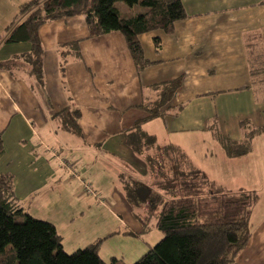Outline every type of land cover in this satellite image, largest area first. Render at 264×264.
I'll list each match as a JSON object with an SVG mask.
<instances>
[{
	"label": "crops",
	"instance_id": "1",
	"mask_svg": "<svg viewBox=\"0 0 264 264\" xmlns=\"http://www.w3.org/2000/svg\"><path fill=\"white\" fill-rule=\"evenodd\" d=\"M30 1L0 0V63H19L12 71L0 69V175L12 177L16 204L26 212L22 201L27 199L24 203L31 207L37 200L58 209L68 224L80 220L86 227L82 219L91 220L100 212V197L109 198L113 207L127 203L119 175L144 181L146 170L142 158L125 145V137L146 116L144 108L164 94L165 85L179 79L166 109L140 129L158 145L189 155L190 166L199 168L217 188L258 195L250 238L231 264H264V0H181L186 18L174 23L172 33L138 36L148 62L139 71L119 32L90 38L83 15L48 21L38 30L42 88L21 61L30 45L2 43L20 7ZM116 9L121 16L124 10ZM154 39L159 40L158 50ZM72 42L78 44V58L68 47ZM252 68L259 69L258 74H252ZM113 99L119 102L116 108L110 104ZM70 103L80 113V137L62 130L53 117ZM109 113L113 119L108 125L114 124V130L104 126ZM7 134L13 137L9 148ZM248 136L250 150L243 155L229 157L220 144V139L244 144ZM63 148L69 158L58 157ZM85 180L93 194L82 191ZM127 205L135 217L137 208ZM139 229L131 232L144 233L143 225ZM104 238L74 244L73 252ZM139 239H129L134 255L141 253L136 260L150 248ZM111 259L126 264L116 256Z\"/></svg>",
	"mask_w": 264,
	"mask_h": 264
},
{
	"label": "trees",
	"instance_id": "2",
	"mask_svg": "<svg viewBox=\"0 0 264 264\" xmlns=\"http://www.w3.org/2000/svg\"><path fill=\"white\" fill-rule=\"evenodd\" d=\"M118 2L128 8L138 6L145 12L122 18L115 7ZM77 15L85 17L90 38L119 32L138 71L148 65L143 59L138 36L152 31L170 34L174 23L186 18L181 0H31L20 7L16 19L6 28L2 43L30 45V51L23 55L21 61L29 68V74L39 88L43 87L40 26ZM154 44L158 50L159 40L154 39ZM68 47L77 58L80 56L77 42L68 44ZM64 63L63 59L62 65ZM14 64L19 65L14 61L0 63V69L12 71ZM63 70L61 66V72ZM257 71L259 69L252 68L251 72L258 74ZM165 86L160 102L167 104L171 94L180 86V80ZM144 110L146 116L137 121L126 135L125 145L134 156L142 158L146 178L142 181L120 174L119 181L130 207L142 210L141 214L135 213V217L144 227L147 222L155 220V228L161 238L133 264L233 263L250 238V216L258 195L217 188L194 167L186 173L172 165L169 169L172 179L168 180L163 174L164 160L171 163L173 157L187 159L186 155L177 147L158 145L153 137L140 129L142 123L162 113L156 108ZM53 117L60 122L62 130L81 136L78 125L80 113L72 103ZM249 138L244 144L220 139V144L229 157H235L249 152ZM102 241L98 239L70 254L65 253L55 226L24 212L16 204L12 177L0 175V264H123L115 259L104 263L99 258Z\"/></svg>",
	"mask_w": 264,
	"mask_h": 264
},
{
	"label": "rangeland",
	"instance_id": "3",
	"mask_svg": "<svg viewBox=\"0 0 264 264\" xmlns=\"http://www.w3.org/2000/svg\"><path fill=\"white\" fill-rule=\"evenodd\" d=\"M121 5H124V4L118 2L115 4V7H118L120 9L124 10V12H123L119 9L122 15H130V14H137V13L143 12V10L141 8H139L138 6L133 7L131 10V9L127 8V6H124L126 8H122ZM125 9L129 10L128 14L126 13ZM31 11H33V10H31ZM27 13H29V12L27 11ZM161 96H162V94H161ZM161 96H160V98H158L156 100L155 104H153V105L151 104L150 106H148L146 108H149V109L156 108V110H158V111L165 110L167 105L164 104L163 102H160L162 99ZM127 98H128V94H127ZM170 101H171V99H170ZM118 103L119 102L115 101L114 99L111 100V102H110V104L112 106H114L115 108L118 106ZM144 107H145V105H144ZM120 113H123V112H121V111L118 112V115H120ZM116 114H117V111H115V115ZM112 115H113V113H109V115L107 117V121L104 124L105 128H107L109 130H114V124L108 125V122L113 119ZM152 125H154V128L157 127V124H152ZM12 126H14L13 123H11V127ZM158 127L160 129L162 127V125H159ZM143 130L145 132H149L151 129L149 127L147 129H145L143 127ZM12 142H13V137L11 135L7 134L6 139H5V144H6L7 148L10 147L9 144ZM241 148L242 147L239 146V149H241ZM63 151H64L63 153L65 155L63 153H61L60 151L57 152L58 154L56 152L55 153L58 155L59 158H63V159H65L66 157L69 158L70 153L68 152V150L66 148H63ZM49 156H50V154H49ZM52 158H54V156ZM186 158L187 159H183L179 156H175L172 158L173 159V162H171L172 164L169 163L165 159L164 160L165 168H164V172H163L164 176H166V178L168 180L172 179V175L169 172V169L172 165H177L178 171L184 169V171L186 173L190 170V168L193 169L194 166L189 167V165H188L189 164V155ZM174 161H176V163ZM139 168L142 169V165ZM194 168L199 169V168H196V166ZM72 172L73 171L71 170V173ZM77 178L79 179L80 177L77 176ZM85 181L81 183L82 191L89 193V194H93L92 191H94V189H92V187L90 186L91 184L88 181H86V182ZM214 190H215V188H214ZM90 192H92V193H90ZM100 198H101V202H102V206H101L102 208H101L100 212L95 211L91 220L82 219V223L86 227H83L81 225L80 220H78L77 224L76 223H74L72 225L68 224L66 220L62 219V215L57 213L58 209H56V208L52 209L49 206H45L40 201L35 200L32 203L33 205L31 207H27V204L24 203V202H26L27 199L26 200L24 199L22 201V205L24 207V210L28 213V215L32 216L33 218H35V219L38 218V220L42 219V220H45V221H48V222H51L52 224H54V226L58 230V233L64 239V242L62 243V248H63V251L65 253H67V254L72 253L73 252L72 245H74V244H76V246H78L77 245L78 243L83 244V243L88 242L90 240L96 239V237L102 238V237L106 236V238L103 239L102 243L99 246V251H98L99 257H101L103 260H105L106 263H109L110 262L109 258L114 257V256L118 257L119 259H121L126 264L135 263L137 261L136 259L139 256H141L140 255L141 253H137V255H134L135 251H132V249H134V248L131 247L134 242L132 240H129V239L140 238L138 241L141 242V245L143 247L148 249L149 247L154 246L158 242V240L161 238V234L159 233L158 230H156V228H154V221L147 222V225H145V227L143 225V227L145 229L144 233H140V235H136L135 233H132V232H135V229L139 228V226H140L139 230H141L142 225L140 223V220L136 219L129 212L130 209H129L127 203L126 202L122 203L123 205L116 203L115 205L118 204L117 207H113L112 205H114V203H112L109 198H106V197H100ZM141 212H142V210L140 208H137L136 213L141 214ZM129 214H131V217L133 218L134 222H132ZM127 230H130V231H127ZM116 232H119V233H116ZM126 232H129L131 234H127ZM107 233L108 234L110 233V234L107 235ZM94 234H97V235H94ZM116 237H118V240H114V238H116ZM81 246L83 247V245H81ZM136 246H134V247H136Z\"/></svg>",
	"mask_w": 264,
	"mask_h": 264
},
{
	"label": "built area",
	"instance_id": "4",
	"mask_svg": "<svg viewBox=\"0 0 264 264\" xmlns=\"http://www.w3.org/2000/svg\"><path fill=\"white\" fill-rule=\"evenodd\" d=\"M90 193H92V192H90Z\"/></svg>",
	"mask_w": 264,
	"mask_h": 264
}]
</instances>
